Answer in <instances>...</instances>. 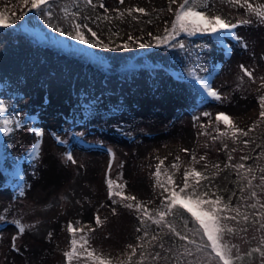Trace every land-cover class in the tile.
I'll use <instances>...</instances> for the list:
<instances>
[{
	"label": "rangeland",
	"instance_id": "obj_1",
	"mask_svg": "<svg viewBox=\"0 0 264 264\" xmlns=\"http://www.w3.org/2000/svg\"><path fill=\"white\" fill-rule=\"evenodd\" d=\"M94 1L100 13L111 17L117 15L116 10L163 8L151 23L133 21L127 13L119 21L108 22V30L91 23L94 16L80 22L87 23L100 40L110 45L131 36L133 39L128 41L135 48L140 44L153 47L154 37L171 25L181 2L176 0L169 11V0H124L123 4L119 0ZM101 2L107 13L99 7ZM249 3L257 7L264 5V0ZM3 6L19 16L27 7L23 0H0ZM205 11L231 23L252 21L237 23L234 31L242 38L240 42L219 39L222 51H215L214 64L201 78L218 91L219 100L207 95L189 101L194 94L185 84H177L170 91L167 86L155 88L147 78L135 77L130 83L119 75L117 63L96 72L93 80L72 86L69 79L64 82L65 64L74 68L76 58L45 45L32 54L35 62L30 63L28 49L21 42L8 33L0 34V79H11L0 91V98L12 96L17 79L31 74L36 66L33 80L11 100L15 111L12 117L22 123L13 134H7L13 137L0 161V264H67L64 253L71 250L72 239L79 247L81 235L88 242L84 248L94 255L122 259L131 250L127 246L136 245L140 231L134 212L108 198L107 179L124 185L122 191L134 196V201L157 207L167 194L155 182L154 173L161 161L177 169L178 186L183 185L191 162L202 167L225 163L220 142L213 139L223 125L216 115L225 113L232 125L243 129L259 116L258 95L264 92V23L247 6L221 0H208ZM84 32L93 39L86 29ZM207 42L212 46L215 40L210 36ZM240 65L252 70L253 77L245 75ZM35 79L41 90L31 87ZM45 94L51 95V100L44 99ZM205 112L209 115H203ZM35 130H42L43 135L37 136ZM53 133L64 143H59ZM38 141L39 146L34 148ZM65 152L72 153L75 164L66 160ZM201 157L209 163H199ZM14 220L26 226L23 233ZM70 224L78 231H69ZM262 235L258 227H242L225 237L235 245L232 251L239 252ZM80 251L86 254L84 249ZM210 264L217 261L210 260ZM249 264H264V258Z\"/></svg>",
	"mask_w": 264,
	"mask_h": 264
},
{
	"label": "trees",
	"instance_id": "obj_2",
	"mask_svg": "<svg viewBox=\"0 0 264 264\" xmlns=\"http://www.w3.org/2000/svg\"><path fill=\"white\" fill-rule=\"evenodd\" d=\"M65 8L67 9L68 14L74 11H78L80 13V15L76 17V22L80 23L84 20L89 21L88 17L94 16L95 20L92 18L90 22L93 24L97 23L99 28L102 27L105 30H108L105 27L106 25L109 29H111L108 22H112L114 20L119 21L122 19L117 15H114L113 17L110 16L112 18L111 20L103 19L102 17L105 14L98 11V2L96 1H94L92 5H88L85 0H53L51 5L53 15L51 17H47V20L51 21L54 26L59 25L66 30L70 29V24L64 11ZM162 11L163 8H158L153 11L145 10L146 14L133 11L130 15V19L133 21L140 20L145 23L149 21L152 22L160 16ZM0 12L4 13L6 21V24L0 25V34L4 35L8 33L14 36L16 41L21 42L25 48L28 49V61L30 63L35 62V59L31 58L32 54L39 52L45 45L50 46L58 52H62L66 56L77 59V65L74 68L65 64L64 82H67V79H69L68 83L72 84V86H78V82H80V84H84L87 81L93 80L96 72H104L109 65L117 63L119 75L123 80H128L130 83L135 80V77L147 78L154 84L155 88L159 87V89H162L167 86L170 91H172L177 84L188 85V87L191 88V93L194 94V97L192 95L189 96V101L194 102L202 96L207 97V94L201 87L199 81L193 77L191 72L194 71L196 76L202 78L205 72L212 64H214L213 56L215 51H222L223 48V46L220 45V42L217 41V36L215 35L202 33L188 35L185 32H181L178 36H175L174 39H170L167 43H157L155 39H153V47L151 48L140 46L135 48L132 46L125 49L123 47H116V45H122L126 41L130 44L128 40L116 41L113 45L109 44L110 47L107 49L102 47L92 48L78 41H74L70 37L62 36L60 33L53 31L52 28L48 27L46 21L40 18L35 10H29V6L26 7L24 14L21 16L15 15L11 12V9L4 6L0 7ZM97 17H101V19H97ZM133 17H135V19ZM13 20L15 23H12ZM170 27L171 25L168 28ZM164 34L165 31L156 36H163ZM210 36L216 40L212 46H210L207 42V38ZM226 38L228 41H232L231 37ZM180 42H183V47L179 46ZM173 44L176 46H172ZM173 64H177V67H174ZM35 69L36 66L34 64L30 70V72H32L31 74L22 73L25 75L18 78L17 82L14 81V83L16 82V86L14 87L12 93L10 92L12 96L0 98V101H3L5 107L8 109V111L3 115L11 118V127L13 129L11 131L12 134L15 132L16 127L15 121L12 117L15 111H13L14 107L11 104V100L13 97L18 96L23 92L21 90L22 86H24L28 81L33 80V77L35 76ZM37 80L35 79L31 87L34 90H41V84H36L38 83ZM9 81H11L10 78H6L4 80L0 79V91L5 86V83H9ZM261 95H264V92L259 94L258 97ZM43 98L51 100V95L45 94ZM71 122H73V120H71ZM221 122L223 125L218 127L217 133L213 136L219 137L216 140L220 142L218 146L220 152L224 156L225 163L217 168L208 164L203 167L197 166L200 164L195 165L191 162L186 171L195 169L197 172H200L203 176L207 177V179H199L190 175L188 177L189 184H196L198 180L199 187L197 191L207 193V196L205 197L206 199H215L217 196L222 197L221 206L225 203H229L230 206L237 204L240 205L241 211L246 212L249 215V219L245 222L242 217H238L237 220L227 221L228 226L233 228L234 231L240 230L242 227L243 229H248L250 227L259 228L261 221L258 217H255V224H253L254 217L252 215L258 210V208L256 210L246 208V202L240 200V187L245 186L247 184V180L240 179L237 175V170L233 169L231 165L243 163L246 166H250L254 170V175L256 176V179L253 180V185H258L260 183L259 177L264 175V173L260 172V169L264 168V156L259 155L264 152V119H261L260 116H258L248 128L244 129L247 131L250 127H252L253 123H255L256 127L253 131H251L247 137L240 136L239 133H237L238 138L235 142L231 139L230 135L228 137L220 136L221 132L229 130V125H226L223 120H221ZM0 128H2V126H0ZM12 134L7 137L4 131L0 130V161L6 156L5 146L10 143L11 138L13 137ZM245 140L250 141L247 146L243 143ZM225 144H227V148L224 147ZM257 145H260V147H257ZM233 149H235V151H233ZM245 155L251 157V159L246 161L241 160L240 158ZM229 156L232 157L231 161L228 159ZM206 162L209 163V160L204 158L203 160L200 159L199 163ZM226 165H228V167H225ZM176 174L177 169H172L169 165L162 164L159 179L161 182L166 183L167 176H171L174 185L177 186L176 190L178 191L180 187H183V185L178 186ZM241 175H243V170H241ZM248 178L250 179L251 177ZM156 181L157 177L155 178V182ZM115 184L120 183L115 182ZM156 186L160 191L164 192V190L159 187L157 183ZM120 190L122 191V189ZM217 190L219 192L216 195H212V193ZM255 190L257 191L260 202L264 203V191H262L259 187H256ZM233 193H235V195H233ZM167 195L168 193L163 196V199ZM249 195L250 194L246 191L245 196L248 197ZM124 196L127 195L124 193ZM230 196L232 199L229 202ZM108 198L110 200L115 199L119 203L121 200V197L118 196L110 197L109 195ZM125 202L135 204L141 201ZM255 202L256 201L252 199L247 200V203ZM141 203L149 210H153V213L155 209L161 206V203L157 207H149L146 203ZM131 210L137 216V228L141 229L138 236L143 237L144 231L148 232L147 237H144L143 240H138L136 245H133L137 247V252L133 256L131 264H140L141 251H144L146 256V259L142 262V264H189V261H191L192 264L209 263L210 258L207 257V254H197L194 248L192 249L193 255L180 256L178 258V252L183 251L182 245L186 242L180 241L179 237H177L174 233L169 232L167 227L158 226L152 220L145 218V223L141 224L140 220L142 213H139L135 208H132ZM227 214L235 215V213ZM165 219L172 223L181 235L187 232V229L184 227L185 221H187L188 228L195 229L199 227L198 222H195V218L192 217L191 213L187 212V210L183 207H180L179 211H177L174 216H168ZM187 234L190 239L193 238L191 233ZM152 236H157L158 239L156 241H152ZM195 238L199 241V236H196ZM204 239L206 240V237ZM223 242L228 243L230 246L232 245V242H230L225 236ZM161 244H163V248L160 247ZM257 247H261L262 250H264V245L260 244V238L257 241L248 244L243 251H232L234 264H249V262L261 257L259 252H253L251 255H247L248 252ZM131 251L132 250H130L128 254H130ZM155 253H159L160 255L158 258L153 259L152 256H154ZM237 255L239 256V259L236 258ZM127 256L119 260H109H111L113 264H119V261L127 260ZM66 261L68 264V260ZM72 264H94V261L90 260L86 254H82L79 259H74Z\"/></svg>",
	"mask_w": 264,
	"mask_h": 264
},
{
	"label": "snow or ice",
	"instance_id": "obj_3",
	"mask_svg": "<svg viewBox=\"0 0 264 264\" xmlns=\"http://www.w3.org/2000/svg\"><path fill=\"white\" fill-rule=\"evenodd\" d=\"M86 4L92 5L93 0H85ZM53 0H23V4L29 6V10H35L37 14L40 16L42 20H45L48 27L52 28L53 31L60 33L62 36L70 37L74 41H78L84 45H88L92 48H109L110 45L108 43H104L97 37V33L93 31L87 23H78L76 22V17L80 15L78 11H74L70 14L67 13V9L65 8V14L70 24V29L66 30L59 25L54 26L51 21L47 20V17H51L53 15L51 10V5ZM120 4L124 3V0H119ZM176 0H169V8L168 10L171 11V5L175 4ZM221 3H228L233 6L239 5L241 7L247 6V10L249 12L255 13V15L260 19L261 23H264V5H259L257 7H253L249 0H221ZM99 7L105 9V13H107V8L103 2L99 4ZM208 7V0H181L179 6L175 9L174 12V20L171 22V27L166 28L165 34L163 36H156L154 37L157 43H167L170 39H174L175 36H178L181 32H185L188 35H195L198 33L208 34V35H215L220 39L223 40L224 37H231L236 41L240 42L242 38L236 34L234 29L237 27V23H245L250 24L252 23L251 20H241L237 23H231L230 21L221 17V15L216 14L209 16L206 14L205 9ZM133 11L139 13H145L144 8H128L124 11L116 10L117 16L119 18H123L125 13L131 15ZM146 14V13H145ZM105 20H111L112 18L105 14L103 17ZM135 19V17H133ZM97 19H101V17H97ZM12 23H15L13 20ZM151 23V21H149ZM6 24L4 13L0 12V25ZM91 33V37L93 39L88 38L85 35L84 30ZM149 35H152L149 33ZM133 37L129 36L128 40H132ZM132 44H129L127 41L124 42L122 45H116L117 48L123 47L125 49L132 47ZM140 47H147L146 44L138 45ZM172 46H176L173 44ZM180 47H183V42L179 43ZM247 47V45H243ZM241 70L245 75L249 78L253 77V73L246 68L244 65H240ZM191 74L195 79H197L209 97H212L216 100L221 99L220 94L217 90L212 88L206 80H202L200 77L196 76L195 72L192 71ZM243 77H241L242 79ZM260 112L259 116L261 119H264V95L258 97ZM8 109L5 107L3 101H0V130L4 131L7 135L13 129L11 127L12 121L11 118L8 116L3 115L6 113ZM203 115L208 116L209 113L205 112ZM216 120L219 122L223 120L226 125H229V130L220 133L221 137H228L231 136V139L235 142L237 140V133L240 136L247 137L251 131L256 127V124L253 123L252 127H250L247 131L241 128H237L231 124L230 118L223 112H220L216 115ZM21 121H15V127H21ZM37 136H42V130H35ZM56 140L63 144L64 141L55 133H53ZM219 137H213V139H218ZM244 145L247 146L250 141L245 140L243 141ZM39 146V141L36 145H33L34 148ZM227 148V144L224 145ZM260 147V145H257ZM187 151V149H185ZM235 151V149H233ZM111 153V149H109ZM32 155H35L33 153ZM259 155L264 156V152L260 153ZM64 157L67 161H71V163L75 164L76 160L74 159L71 152H65ZM179 159V157H177ZM203 160L204 157H201ZM229 161L232 160V157H228ZM241 160H249L251 157L249 156H242ZM193 160H195V156H193ZM163 161L160 162L156 166V172L154 175L157 177V185L161 187L164 192H167L168 195L164 197L161 201V206L154 210H149L145 205L141 202H137L135 204L125 201H134V196H124V193L120 190L124 187V185L115 184L112 179H107L106 183L109 188V195L110 197L118 196L121 197L120 203H123L126 208L132 209L135 208L139 213H142L140 223H145V218L148 220H152L156 225L161 227H167L169 232L174 233L177 237H179L180 241L186 242L182 245L183 251L178 252V258L180 256H191L193 255L192 249H195L197 254L199 253H206L207 257L210 260H216L217 264H234L233 252L232 248L235 245H229L224 241L225 234H231L234 229L228 226L227 221L229 220H237L238 217H242L245 222L248 221L249 215L246 212H242L240 209V205H231L229 203L223 204L221 206L222 197L217 196L215 199H206L207 193L198 192L197 189L199 187V182L197 180L196 184H189L188 177L195 176L199 179H207V177L203 176L200 172H197L195 169H191V171H185L184 173V183L183 187H180L177 191V186L174 185L172 177L167 176L166 183L161 182L159 176L161 175V165ZM173 168H176L177 165L173 164ZM215 167H219V165H215ZM225 167H228L226 165ZM231 167L237 170V175L242 180H247V184L245 186L240 187V200L245 201V207L251 208L256 210L252 215L254 217L253 224H255V217H258L261 223L259 224V230L264 232V203H261L257 191L255 190L256 187H259L262 191H264V175L259 177L260 183L258 185H253V180L256 179L254 175V170L250 166H246L243 163H237L231 165ZM241 170H243V175H241ZM261 173H264V168L260 169ZM248 177H251L250 179ZM248 192L250 195L248 197L245 196V192ZM163 196V192L161 193ZM235 195V193H233ZM232 197H229V202L231 201ZM248 199L255 200V203H247ZM113 203H117L115 199H113ZM183 207L187 210V212L191 213L192 217L195 218V222H198L199 227L195 229H191L187 227V221L184 223L185 229L187 232L183 235L176 228L165 218L168 216H174L179 208ZM113 213L116 212V209H112ZM227 213H235V215H228ZM13 223L17 226L18 231L23 233L25 231V225L21 223L20 220H14ZM96 223H101L99 216H96ZM69 231L75 233L78 231L77 229L73 228L72 225H69ZM82 231V230H80ZM137 231H141V229H137ZM187 233H191L193 238H189ZM148 236V232L144 231L143 237H137L138 240H143L144 237ZM199 236V241L195 238ZM49 237H51V233H49ZM206 237V240L204 239ZM15 239V238H13ZM158 239L157 236H152L151 240L156 241ZM81 243L78 245L76 239L71 240V250L66 251L64 256L68 260V264H72L74 259H79L82 255L80 249H84L86 255L90 260L94 261V264H113V262L109 259L102 258L99 255H94L92 251H88L84 248V246L88 243L87 240L83 235L80 237ZM260 244L264 245V235L260 237ZM15 247V244H13ZM132 251L127 256V260L119 261V264H131L133 256L137 252V247L133 245H128ZM142 247V246H141ZM163 248V244L160 245ZM253 252H259L260 256L264 258V250L261 247H257L252 249L247 255H251ZM159 253H155L152 256L153 259L159 257ZM239 259V256L236 257ZM146 259L144 251L140 252V264ZM189 264H192L189 261ZM210 264V261H209Z\"/></svg>",
	"mask_w": 264,
	"mask_h": 264
}]
</instances>
